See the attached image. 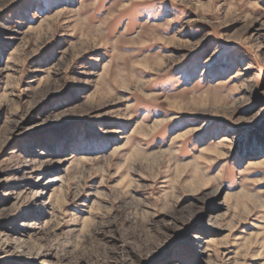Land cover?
Listing matches in <instances>:
<instances>
[{
  "label": "rangeland",
  "instance_id": "374dc122",
  "mask_svg": "<svg viewBox=\"0 0 264 264\" xmlns=\"http://www.w3.org/2000/svg\"><path fill=\"white\" fill-rule=\"evenodd\" d=\"M0 264H264V0H0Z\"/></svg>",
  "mask_w": 264,
  "mask_h": 264
}]
</instances>
